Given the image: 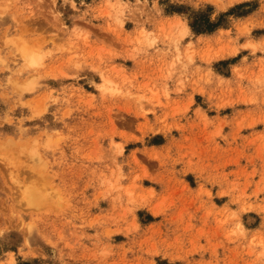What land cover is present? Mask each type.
I'll return each mask as SVG.
<instances>
[{
    "label": "rangeland",
    "instance_id": "1",
    "mask_svg": "<svg viewBox=\"0 0 264 264\" xmlns=\"http://www.w3.org/2000/svg\"><path fill=\"white\" fill-rule=\"evenodd\" d=\"M0 264H264V0H0Z\"/></svg>",
    "mask_w": 264,
    "mask_h": 264
},
{
    "label": "trees",
    "instance_id": "2",
    "mask_svg": "<svg viewBox=\"0 0 264 264\" xmlns=\"http://www.w3.org/2000/svg\"><path fill=\"white\" fill-rule=\"evenodd\" d=\"M216 27H217V25L214 23H210V21H207V26L204 29H201L200 25H196V23H191V28L196 33L210 32L213 29H215Z\"/></svg>",
    "mask_w": 264,
    "mask_h": 264
},
{
    "label": "bare ground",
    "instance_id": "3",
    "mask_svg": "<svg viewBox=\"0 0 264 264\" xmlns=\"http://www.w3.org/2000/svg\"><path fill=\"white\" fill-rule=\"evenodd\" d=\"M237 1H239V0H237ZM232 2H233V1H232ZM186 27H187V26H186ZM184 28H185V27H184ZM32 189H33V188H32ZM32 189H31V191H29L28 196H29V195H32V196H31L32 198L35 197L34 199H37V198H36V195H35L34 193H37V196H38V193H40V192L37 191L36 189H35V190H36V192H35V190L33 189V190H34V193H32ZM30 192H31L32 194H31ZM33 194H34L35 196H34ZM39 195H40V194H39ZM33 196H34V197H33ZM38 197H39V196H38ZM29 199H30V198H29ZM34 199H32V200L34 201V203H37L38 201L36 202ZM30 200H31V199H30ZM32 200H31V201H32ZM38 200H39V199H38ZM29 202H30V201H29ZM32 203H33V202H32ZM34 203H33V204H34Z\"/></svg>",
    "mask_w": 264,
    "mask_h": 264
},
{
    "label": "crops",
    "instance_id": "4",
    "mask_svg": "<svg viewBox=\"0 0 264 264\" xmlns=\"http://www.w3.org/2000/svg\"><path fill=\"white\" fill-rule=\"evenodd\" d=\"M253 14L249 15V16H245L244 18H248V17H251Z\"/></svg>",
    "mask_w": 264,
    "mask_h": 264
}]
</instances>
